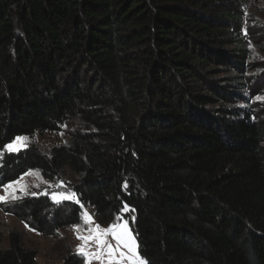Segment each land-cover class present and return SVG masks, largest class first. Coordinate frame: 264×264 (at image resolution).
<instances>
[{
  "label": "trees",
  "instance_id": "obj_1",
  "mask_svg": "<svg viewBox=\"0 0 264 264\" xmlns=\"http://www.w3.org/2000/svg\"><path fill=\"white\" fill-rule=\"evenodd\" d=\"M253 7L0 0V188L30 171L76 178V201L30 196L13 214L44 236L80 225L86 208L105 226L125 220L146 264H264V21ZM69 126L49 155L5 152ZM37 254L17 233L3 249L0 236V264Z\"/></svg>",
  "mask_w": 264,
  "mask_h": 264
},
{
  "label": "rangeland",
  "instance_id": "obj_2",
  "mask_svg": "<svg viewBox=\"0 0 264 264\" xmlns=\"http://www.w3.org/2000/svg\"><path fill=\"white\" fill-rule=\"evenodd\" d=\"M264 0H254V7L251 10L253 13L256 12V15L260 16L262 21H264ZM254 10V11H253ZM72 129L71 126L65 127L64 132L54 133V134H45L39 135L36 134L33 137H21L27 138L26 141L17 142V139L14 141V147H18V151H10L7 148L5 149L6 153H16L23 151L30 146L34 145L41 152L46 155H49L53 148L66 145L70 141L69 132ZM21 144L23 146H21ZM76 178L72 176L69 172L63 176V180L59 183H53L49 180H46L39 171H30L21 177L19 184H13V188L9 189V192L13 193L8 195L5 192V186L0 188V196H6V202H0V236L2 238V248L7 249L9 247V238L11 233H17L22 237L23 243L26 247L34 249L37 251V264H62L64 257L69 253L81 254L78 251V248L85 247L84 241L80 240L79 236H89L87 229L89 227L95 228L97 225L100 228L108 230L113 225H102L99 223L95 212L92 208H86L84 210V215L87 213L92 218L91 225L85 224L84 215L79 225V232L75 230L74 226L77 225H67L63 228L58 229L53 235L44 236L38 233L36 230L30 228L26 223H24L18 215L13 214V207L15 203L21 202L26 197H35V196H49L52 199V194H63L70 196L69 201H76V197L70 191L69 185L75 183ZM16 182V181H15ZM9 185V184H8ZM7 186V185H6ZM27 191H20L21 188L25 187ZM53 200V199H52ZM65 201V199L60 200V202ZM53 202L59 203L55 200ZM1 205H3L1 207ZM125 220H121L118 225H122ZM129 228V226H128ZM130 230V228H129ZM131 232V230H130ZM134 237L133 233L131 232ZM135 238V237H134ZM136 240V239H135ZM108 243L112 244L114 248L117 247V241L113 238L112 235L107 236ZM87 250L91 253L99 251L95 242L90 241L87 245ZM121 251L127 253V249L120 247ZM138 251V248H137ZM139 254V253H138ZM82 255V254H81ZM84 263L88 264V260L84 255ZM119 253H117V257ZM91 264H108V257L105 255L102 260L92 259ZM123 264H129V261L125 260Z\"/></svg>",
  "mask_w": 264,
  "mask_h": 264
},
{
  "label": "snow or ice",
  "instance_id": "obj_3",
  "mask_svg": "<svg viewBox=\"0 0 264 264\" xmlns=\"http://www.w3.org/2000/svg\"><path fill=\"white\" fill-rule=\"evenodd\" d=\"M27 138H17V142L26 141ZM16 143V142H14ZM21 146H23L21 144ZM6 148L10 151H18V147H14V144H9L6 146ZM20 181L14 182V184H19ZM13 188V184H9L5 186V192L8 195H12L14 197L13 193L9 192V189ZM20 191L26 192V186L21 188ZM47 195V193H45ZM70 196L63 195V194H52V199L60 202L62 199H70ZM7 197L6 196H0V202H6ZM84 222L85 224L91 225L92 218L87 213L84 215ZM75 230L79 232V225L74 226ZM87 231L90 233L89 236H79L78 238L82 241H84L85 247L78 248V251L85 256V258L88 260V264H91L92 259H98L102 260L105 255L108 257V264H123L125 260L129 261V264H146V261H144L140 255L138 254L137 248V242L135 238L132 236L129 228L128 223L125 221L122 225H113L108 230L100 228L99 225H97L95 228L89 227ZM112 235L113 238L117 241V247L114 248L112 244L108 243L107 236ZM90 241L95 242L97 245V248L99 251L95 253H91L87 250V245ZM120 247H123L124 249H127V253L120 250ZM117 253H119V256L117 257Z\"/></svg>",
  "mask_w": 264,
  "mask_h": 264
}]
</instances>
